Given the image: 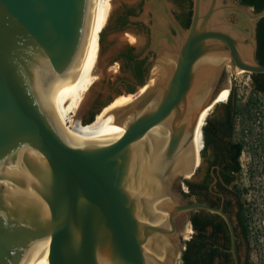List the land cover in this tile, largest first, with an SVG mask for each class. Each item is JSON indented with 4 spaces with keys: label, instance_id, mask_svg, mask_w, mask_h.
Listing matches in <instances>:
<instances>
[{
    "label": "water",
    "instance_id": "obj_1",
    "mask_svg": "<svg viewBox=\"0 0 264 264\" xmlns=\"http://www.w3.org/2000/svg\"><path fill=\"white\" fill-rule=\"evenodd\" d=\"M94 3L0 0V264H29L41 235H48L49 264H180L181 230L199 209L226 220L235 250L228 214L187 202L178 184L195 174L200 158L192 135L201 111L229 84L228 74H264L257 56L264 9L193 0L184 28L171 1L147 0L141 19L152 22L149 50L156 59L137 92L153 82L114 111L115 125L126 128L121 139L78 146L53 102L75 81ZM162 46L169 60L161 59ZM203 63L211 75L201 81ZM157 126L166 140L153 166L148 136Z\"/></svg>",
    "mask_w": 264,
    "mask_h": 264
},
{
    "label": "flooded vegetation",
    "instance_id": "obj_2",
    "mask_svg": "<svg viewBox=\"0 0 264 264\" xmlns=\"http://www.w3.org/2000/svg\"><path fill=\"white\" fill-rule=\"evenodd\" d=\"M169 1L174 5L173 12L181 26L188 28L191 23L193 0ZM237 1L239 2V0ZM146 2L147 0H134L132 5L124 7L117 16V26L124 27L129 24L131 22L130 17L139 15L145 9ZM149 16L151 17L152 14L149 13ZM151 24V21L146 23L134 22L133 24L135 27H133L135 43L139 41L142 44L141 36L144 40L143 49L147 51V56L145 57L130 46L132 41L129 35L124 33L126 37H129L127 39L129 44L119 54V69L126 76L120 79L119 86L121 89L116 96L137 92L138 86L143 85L150 75L153 62V60L150 61V57L155 56L154 52L149 50L151 45ZM170 29L174 32L173 28ZM253 84L254 81L252 79ZM112 100L113 97L109 96L97 106L91 100L81 119L82 123H91L94 118L93 110H102ZM225 102H220L224 104L217 103V105L219 104L218 107H222L220 115L213 111L205 119L200 130L203 147L198 156L200 158L199 165L191 178L180 181L178 188L187 202L205 203L221 208L228 214L235 231V250H233L232 235L226 220L217 213L203 209L191 211L186 216L188 228L185 227V229L188 234L185 235L187 238L184 243L186 249L187 242L193 241V243L199 244L203 235L211 236L212 249L214 251L213 264H236L234 251L238 264H250L249 216L243 202V190L239 187V173L235 172V144L239 141L235 137L236 125L234 119H232L234 116L232 104ZM195 217L197 220L196 227L193 225Z\"/></svg>",
    "mask_w": 264,
    "mask_h": 264
},
{
    "label": "rangeland",
    "instance_id": "obj_3",
    "mask_svg": "<svg viewBox=\"0 0 264 264\" xmlns=\"http://www.w3.org/2000/svg\"><path fill=\"white\" fill-rule=\"evenodd\" d=\"M133 2L134 0H110L108 2L107 22L99 33L100 56L106 65L103 64L106 68L105 74L97 76V84L90 91L92 102L96 106L109 96L113 97V102L124 96H116L121 89L120 79L126 76L119 69V54L129 44L127 39L130 37L132 41V38H135L134 22L146 23L141 19L144 10L136 16L135 20H131L130 17L131 22L124 27L117 26L116 20L123 8L132 5ZM124 33H127L129 37H126ZM140 38L142 44L139 41L136 43L132 41L130 46L145 57L147 51L143 49L142 36ZM155 59L156 56L150 57V61ZM154 68L155 65L152 62L150 72ZM227 80L230 94L231 91L235 93L234 103L237 106L236 109L239 110L235 119V137L243 144V152L240 157L241 172L238 175V181L240 189L243 190V202L249 216L250 264H264V94L254 92L252 77L249 73L240 71L229 73ZM218 106L219 104H216L209 114L214 111L220 115L222 107ZM102 111L94 109L92 121H95ZM86 124L89 123H83V125ZM185 227L181 230L182 235H185Z\"/></svg>",
    "mask_w": 264,
    "mask_h": 264
},
{
    "label": "bare ground",
    "instance_id": "obj_4",
    "mask_svg": "<svg viewBox=\"0 0 264 264\" xmlns=\"http://www.w3.org/2000/svg\"><path fill=\"white\" fill-rule=\"evenodd\" d=\"M109 1L95 0L90 36L75 81L69 91L53 102L61 122L63 125L65 124L69 139L73 144H77L78 146L107 145L121 139L126 134V128L115 125L114 111L132 103L153 82V79H151L149 84L141 88L136 94L124 95L116 99L112 104L103 109L93 123L83 125L81 116L92 100L90 91L97 84V76H104L105 74L104 60H101L100 56L99 33L107 22ZM132 41H135L134 37ZM168 56V49L162 46L161 59L166 58L169 60ZM209 63H214V60H208ZM204 64L200 65V75L203 78L201 81L211 75V71ZM229 94L230 89L226 85L219 92L215 103L204 108L199 114L198 122L192 135V147L197 158L203 147L202 136H200L201 127L211 109L217 103L227 101ZM148 139L152 146V165L159 166L166 140L165 128L163 126L155 127L149 134ZM184 233L185 235L188 234L186 229ZM29 264H49L48 235H41L37 249Z\"/></svg>",
    "mask_w": 264,
    "mask_h": 264
},
{
    "label": "trees",
    "instance_id": "obj_5",
    "mask_svg": "<svg viewBox=\"0 0 264 264\" xmlns=\"http://www.w3.org/2000/svg\"><path fill=\"white\" fill-rule=\"evenodd\" d=\"M239 2L247 7H251L255 12H260L264 9V0H239ZM258 51L257 56L259 61L264 64V18L258 23ZM251 77L254 81L253 88L256 94H264V74H251ZM235 93L231 91V94L228 98V103L232 104V111L234 119L238 114V109L234 103ZM236 125V124H235ZM234 128V127H232ZM236 153H235V172H241L240 157L243 152V144L237 142L235 144ZM193 225L197 226L196 217L193 219ZM199 244L196 242L193 243L187 242L186 249L183 251L180 264H213L214 251L212 249V237L203 235V238H200Z\"/></svg>",
    "mask_w": 264,
    "mask_h": 264
}]
</instances>
